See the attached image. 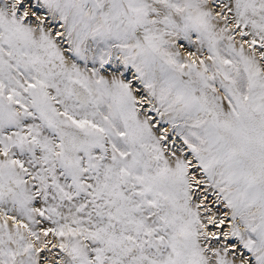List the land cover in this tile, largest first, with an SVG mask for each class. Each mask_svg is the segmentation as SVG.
I'll return each mask as SVG.
<instances>
[{
	"label": "snow or ice",
	"instance_id": "snow-or-ice-1",
	"mask_svg": "<svg viewBox=\"0 0 264 264\" xmlns=\"http://www.w3.org/2000/svg\"><path fill=\"white\" fill-rule=\"evenodd\" d=\"M0 264H264V0H0Z\"/></svg>",
	"mask_w": 264,
	"mask_h": 264
}]
</instances>
